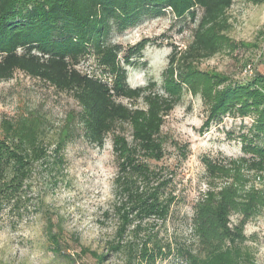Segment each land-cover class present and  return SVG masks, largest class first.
<instances>
[{
    "label": "trees",
    "instance_id": "1",
    "mask_svg": "<svg viewBox=\"0 0 264 264\" xmlns=\"http://www.w3.org/2000/svg\"><path fill=\"white\" fill-rule=\"evenodd\" d=\"M233 1L0 0V81L21 72L72 94L80 109L67 117L55 136L47 134L37 117L2 123L0 209L14 205L11 203L26 187L34 165L41 164L49 172L60 171L65 163L64 150L74 135L81 132L89 144L102 147L116 125L129 124L131 142L119 134L112 140L119 219L114 240L107 244L104 254L81 248V255L90 254L97 264H104L118 252L125 253L123 264H163L167 257L178 264H255L248 246L255 240L246 236L245 227L264 197L253 189L244 190L242 176L255 173L264 181V72L246 84L228 85L215 94L211 121L227 114L243 118L255 113L257 117L251 129L254 135L241 138V157L203 160L207 190L200 194L188 220L191 242L162 244L156 236L146 234L144 227L152 217L162 220L168 213L167 202L160 197L158 173L144 161L161 157L157 133L169 108L167 103H174L180 91L174 94L172 87L181 82L195 90L198 84L197 76H190L192 66L220 50L230 28L228 10ZM165 11L176 20L193 24L192 40L184 50L173 49L168 57L164 72L167 99L150 100L147 95L148 106L142 111L123 102L145 98V90L129 87L122 65L131 64L128 55H138L145 42L123 53L111 33L134 26L142 16H158ZM90 57L104 71L105 79L78 69L80 62ZM128 233L129 240L123 241ZM45 234L54 257L66 264H84L79 256L66 253L59 232L53 231L50 222Z\"/></svg>",
    "mask_w": 264,
    "mask_h": 264
},
{
    "label": "rangeland",
    "instance_id": "2",
    "mask_svg": "<svg viewBox=\"0 0 264 264\" xmlns=\"http://www.w3.org/2000/svg\"><path fill=\"white\" fill-rule=\"evenodd\" d=\"M228 16L230 28L218 53L192 66L193 73L189 75L197 76L195 90L181 82L172 87V93L180 91L174 103H167L169 108L157 133L161 157L144 161L158 173L160 197L168 205L164 219L152 217L146 221L145 233L156 236L162 244L191 242L188 220L200 194L207 190L203 160L241 157L242 136L254 135L251 129L255 113L243 118L227 114L210 120L218 90L246 84L264 72V0H234ZM192 29L190 21L176 20L165 11L158 16H142L122 32L113 30L111 38L123 53L145 42L138 55H128L131 64L122 65L129 87L143 88L145 98L132 103L124 100V104L145 111L149 97L167 99L164 72L168 57L173 49H185L192 40ZM78 69L105 79L93 57L83 59ZM79 110L72 94L57 91L21 72H15L8 81H0V137L4 121L15 122L24 117H37L47 134L55 136L67 117ZM118 134L131 142L129 124L116 125L102 147L89 144L79 132L64 150L65 163L60 171L49 172L41 164L34 165L26 187L11 203L14 205L0 209L2 264H66L50 250L45 234L49 222L53 231L59 232L66 253L79 256L84 264H97L90 254L81 255L80 249L104 254L119 225L114 183L117 162L112 145ZM242 180L244 190L253 189L264 197V181L258 174L245 173ZM156 181L151 184L153 187ZM255 214L246 225L245 234L254 237L255 242L248 246L255 264H264V200ZM127 240L129 233L123 238ZM125 258V253H113L104 264H123ZM162 263L178 264L171 257Z\"/></svg>",
    "mask_w": 264,
    "mask_h": 264
}]
</instances>
